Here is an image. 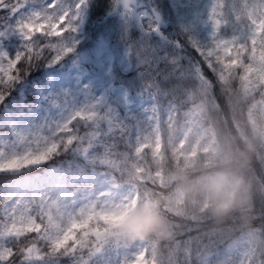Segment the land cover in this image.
<instances>
[{"label": "snow or ice", "instance_id": "snow-or-ice-1", "mask_svg": "<svg viewBox=\"0 0 264 264\" xmlns=\"http://www.w3.org/2000/svg\"><path fill=\"white\" fill-rule=\"evenodd\" d=\"M89 5L96 27L82 43ZM61 65L71 69V84L51 99L63 106L79 93V107L48 125V135L39 129L33 140L23 138V151L0 152V172L45 164L72 148L98 164L90 176L103 172L111 183L68 184L60 196L48 188L28 203H0V264H264V195L252 228L201 231L209 213L236 204L244 181L233 161L247 152L264 161V0H0V103L35 69ZM121 148L129 159L150 158L146 168L137 164L135 185L117 166ZM173 161L172 179L206 197L200 217H185L171 200L158 212L150 199L156 192L140 190H163ZM254 179L264 181V172ZM162 229L180 241L174 256L154 236Z\"/></svg>", "mask_w": 264, "mask_h": 264}, {"label": "trees", "instance_id": "trees-1", "mask_svg": "<svg viewBox=\"0 0 264 264\" xmlns=\"http://www.w3.org/2000/svg\"><path fill=\"white\" fill-rule=\"evenodd\" d=\"M41 2L48 3L47 0H41ZM161 2L167 3L168 0H161ZM172 2L176 3L177 0H172ZM61 4L64 6H68L70 4H74V0H61ZM37 6H39V3L37 4ZM95 27L96 21L93 18L91 6L89 5L86 9L82 43H87L91 39V29H94ZM44 68L45 66L35 69L34 74L26 81V89H29L31 87L30 84H35L37 86L43 84L44 81L42 78V73ZM186 88H188V91L191 92L193 90V85L188 84L186 85ZM15 97L16 93L14 92L10 96V99H14ZM28 98L32 99V95H28ZM259 98V96L256 97V99ZM169 99L170 97H168L167 93H165L161 103L165 107H169ZM185 100L186 97H179V101ZM185 107H187V105H185ZM186 111H188L187 108L180 109V112L182 114ZM209 115L211 116V118L215 119V114L210 113ZM179 120L180 123L183 124V115H181ZM116 163L118 167H123L124 171L127 173L124 183L135 185L136 177L139 173L137 164L141 163V167L146 168L150 163V158L148 157V154L145 153L143 157H133L132 159H129L127 150L121 148L120 158L117 159ZM50 167H55L59 170H69L71 173H84L95 169L96 167H98V164L95 162L93 157H91L90 161H85L80 156L68 150L67 152L58 154L47 163L41 164L36 167L31 166L28 169L20 170L17 172H0V185L4 184L10 179L17 178V176L27 175L28 173L44 172ZM231 168L233 169L235 174H237L244 181V186L237 191L236 204L228 213L220 215L209 213L208 216L204 218L207 227L202 228V232H207L209 230L219 231L222 229H230L234 225L242 227L244 229H250L253 226V219L258 215L259 199L262 195H264V191L260 190V183H264V181L257 183L254 178L264 172L263 162H258L253 152H247L245 153L243 159L237 157V159L233 161ZM175 172L176 162L173 161L171 167L167 165H165L164 167L165 183L163 190L153 189L151 185H141L140 190L144 192L146 196H150V194L154 191L156 192V195L150 196V199L153 203L158 205V212L160 204H163L165 200H171L176 206L180 207V210L185 217H200L204 212L207 203L205 195L199 191L186 190V181L172 179ZM148 178V175H145V177H143V179ZM143 223L144 221H140V225H142ZM154 236L157 241L165 245L163 249L165 256H174L179 250L180 241L175 238L170 239L167 229H162L156 232ZM231 239L235 240L236 236L233 235Z\"/></svg>", "mask_w": 264, "mask_h": 264}, {"label": "rangeland", "instance_id": "rangeland-1", "mask_svg": "<svg viewBox=\"0 0 264 264\" xmlns=\"http://www.w3.org/2000/svg\"><path fill=\"white\" fill-rule=\"evenodd\" d=\"M47 2L51 3V0H47ZM83 15L82 34L84 32L86 11ZM68 71H71V69H65L63 65L45 66L42 73L44 81L42 85L30 84L31 87L26 89L27 83L24 82L13 91V93H16L14 99L9 97L3 103H0V152H3L5 156L11 155L18 150L23 151L21 146L22 139L27 137L29 141L33 140L39 129H44L43 134L48 135L50 132L48 125L54 126L56 123H63L71 115L73 107H79L77 103L79 93L70 98L72 104L65 102L63 106L51 99L56 96L58 91L66 89L71 84V79L67 76ZM28 95H32V99H29ZM24 146L26 147L27 145ZM69 151L80 156L85 161L91 160L90 156L82 152H76L72 148ZM262 162L264 165V161ZM36 166L39 165H34L33 167ZM100 177H103V179L101 180ZM100 177L94 171L90 176L89 172L71 173L69 170H59L55 167H50L44 172L17 176V178L10 179L0 185V203H6L13 199L28 203L34 197L43 194V189L48 188L54 189L57 195L60 196L68 184L87 185L92 181L103 184L111 183L110 175H105L101 172ZM61 206V211H65L63 219L66 223L68 206L63 200H61ZM57 219H61L59 213H57ZM140 221L143 220L138 219L135 223L140 225ZM39 264H44V262H39Z\"/></svg>", "mask_w": 264, "mask_h": 264}]
</instances>
